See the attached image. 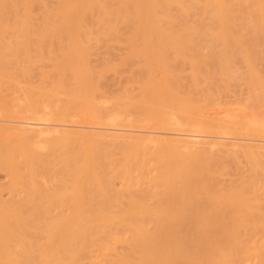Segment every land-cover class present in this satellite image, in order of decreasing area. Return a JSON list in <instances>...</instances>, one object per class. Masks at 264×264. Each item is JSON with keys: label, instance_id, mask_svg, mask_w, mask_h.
I'll return each instance as SVG.
<instances>
[{"label": "bare ground", "instance_id": "6f19581e", "mask_svg": "<svg viewBox=\"0 0 264 264\" xmlns=\"http://www.w3.org/2000/svg\"><path fill=\"white\" fill-rule=\"evenodd\" d=\"M263 65L264 0H0V264H264Z\"/></svg>", "mask_w": 264, "mask_h": 264}, {"label": "rangeland", "instance_id": "374dc122", "mask_svg": "<svg viewBox=\"0 0 264 264\" xmlns=\"http://www.w3.org/2000/svg\"><path fill=\"white\" fill-rule=\"evenodd\" d=\"M262 70L264 71V65L262 67ZM115 84L116 85L114 87V90L119 89L120 87L119 81L118 82L116 81ZM231 100H233V98ZM8 183H9V178L7 172L5 170H0V189L2 190L0 192L4 195L6 199L7 198L9 199L11 197L10 195L11 193L9 191L10 184L8 185Z\"/></svg>", "mask_w": 264, "mask_h": 264}]
</instances>
